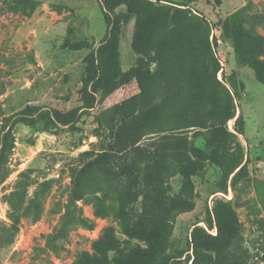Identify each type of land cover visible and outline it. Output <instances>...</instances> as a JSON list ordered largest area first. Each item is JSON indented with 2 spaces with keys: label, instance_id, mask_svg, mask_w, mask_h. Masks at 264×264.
<instances>
[{
  "label": "rangeland",
  "instance_id": "rangeland-1",
  "mask_svg": "<svg viewBox=\"0 0 264 264\" xmlns=\"http://www.w3.org/2000/svg\"><path fill=\"white\" fill-rule=\"evenodd\" d=\"M250 37L264 0H0V264H147L164 243L173 264H264ZM101 47L114 91L71 125L42 120L83 106Z\"/></svg>",
  "mask_w": 264,
  "mask_h": 264
},
{
  "label": "trees",
  "instance_id": "trees-1",
  "mask_svg": "<svg viewBox=\"0 0 264 264\" xmlns=\"http://www.w3.org/2000/svg\"><path fill=\"white\" fill-rule=\"evenodd\" d=\"M36 2H32V7H36ZM172 7V6H170ZM139 11L135 12L136 15H139ZM227 33L231 36L233 43L235 45L236 53L238 55L239 63H246L253 66L257 71L260 70V67L257 65V62L252 60H247L245 52H244V44H243V35L246 33L242 24H236V28L234 30H230L227 27ZM250 39L256 41L262 51L264 52V41L258 37H250ZM103 47L99 48L97 52H93V59L89 62L87 73L88 76L86 78V82L92 85V92L86 91V95L84 97V104L81 108H73L66 112L53 111L49 114H40L42 120H46L49 123L58 124V125H71L77 121L80 112L82 109H90L94 107L96 101V94L100 91V83L102 84L101 89V99H106L115 89L114 81L112 76L110 75L109 65L104 62V53ZM232 117H229L230 120ZM34 119V118H32ZM35 121V120H33ZM233 137H235L234 133H231ZM3 142L2 138H0V144ZM237 147H241L240 144H237ZM1 152H4V148L1 149ZM1 153V155H2ZM86 152L85 154H88ZM243 164V156L240 157L238 161V166ZM243 167V166H242ZM101 185L102 180L98 181ZM105 187L107 191H114L112 186V182L110 180H104ZM138 259L140 262H144L147 264H173L172 259L167 253V244H159L150 249H145L142 251H138L137 253Z\"/></svg>",
  "mask_w": 264,
  "mask_h": 264
}]
</instances>
